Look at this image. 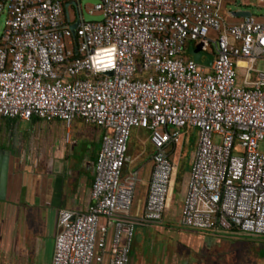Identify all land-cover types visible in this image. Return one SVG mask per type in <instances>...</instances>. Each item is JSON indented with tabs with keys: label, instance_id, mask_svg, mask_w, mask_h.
Instances as JSON below:
<instances>
[{
	"label": "built area",
	"instance_id": "built-area-1",
	"mask_svg": "<svg viewBox=\"0 0 264 264\" xmlns=\"http://www.w3.org/2000/svg\"><path fill=\"white\" fill-rule=\"evenodd\" d=\"M80 1L0 0V117L104 130L90 204L59 212L50 264H129L134 181L122 172L133 127L153 148L145 221L160 220L170 155L181 130L196 129L179 224L264 235V22H227L220 0Z\"/></svg>",
	"mask_w": 264,
	"mask_h": 264
},
{
	"label": "crops",
	"instance_id": "crops-1",
	"mask_svg": "<svg viewBox=\"0 0 264 264\" xmlns=\"http://www.w3.org/2000/svg\"><path fill=\"white\" fill-rule=\"evenodd\" d=\"M103 133V128L88 125L79 118L66 128L60 119L43 121L32 117L25 121L0 117V173L4 171L5 174L4 178L0 176V264L51 263L59 212L85 211L90 204L94 164ZM148 135L145 141H148ZM145 154L144 149L126 154L122 180L133 179L134 192L137 182L144 186L143 199L138 197L132 201L129 217L135 225L150 226L155 230L164 218L167 223L176 222L182 227L179 224L180 208L189 173L182 195L174 200L176 206L172 212L168 211L172 202L170 193L160 220L151 222L142 218L152 169V151L147 162L138 164ZM145 167L148 169L143 179L140 175ZM179 233L183 232L180 230ZM220 234L224 233L191 230L183 233L182 240L199 250L207 243L218 241ZM136 245L134 241L132 250ZM205 256L193 261L189 259L187 264H209V259L218 261L214 254ZM160 262L171 264L167 259H160ZM146 263L141 259L137 262L130 251L129 264ZM230 263L235 261L230 259Z\"/></svg>",
	"mask_w": 264,
	"mask_h": 264
},
{
	"label": "rangeland",
	"instance_id": "rangeland-1",
	"mask_svg": "<svg viewBox=\"0 0 264 264\" xmlns=\"http://www.w3.org/2000/svg\"><path fill=\"white\" fill-rule=\"evenodd\" d=\"M221 14L227 22H238L241 17L237 16V12H250L258 21L264 22V0H220ZM70 9V18H74L73 8ZM4 27V15L0 16V34ZM256 68L261 70L264 68V61L259 60ZM148 132L145 129L133 127L130 131V136L127 143V153L134 154L136 149H144L145 156L138 162H147L150 156L151 148L149 142L145 138ZM196 129H189L184 132L181 130L174 151L170 155V161L177 166V169L171 175V181L168 187L167 198L171 193L172 202L169 205L168 211L172 212L175 208L174 200H178L182 195V189L185 183L187 173L190 171L191 155L195 149ZM218 142L216 138L213 139ZM262 146L259 150H262ZM239 148H234V153H238ZM148 167V166H147ZM147 167L140 175L143 179L146 177ZM144 186L141 182H137L133 196V202L139 197L143 199ZM164 218V217H163ZM166 224L171 225L167 227ZM167 229L166 231L158 232L157 229ZM191 231V229L178 227L176 222L167 223V219L161 226H157L156 230L150 226L135 225L134 241L137 243L134 253L136 261L145 260L146 264H162L160 259H167L171 264H187L188 260L193 261L194 258L199 259L202 256H210L214 254L217 260L212 262L209 259V264H232L230 259L235 261L234 264H264V235H252L238 232H230L218 235V241L207 243L206 245L197 248L187 245L183 240V233ZM153 241L155 243L153 244ZM132 244V248H133ZM153 244V245H152ZM204 251H207L204 253ZM137 255V256H136ZM140 256V257H139ZM205 256V257H206ZM228 259V260H227ZM226 261V262H225Z\"/></svg>",
	"mask_w": 264,
	"mask_h": 264
},
{
	"label": "water",
	"instance_id": "water-1",
	"mask_svg": "<svg viewBox=\"0 0 264 264\" xmlns=\"http://www.w3.org/2000/svg\"><path fill=\"white\" fill-rule=\"evenodd\" d=\"M97 1L98 0H81L80 1V5L83 8L86 3H95ZM73 4H75V3L73 2ZM67 5L68 4H66V6ZM82 15H83V19L86 20V21H92V20L97 21V20H101V18H102L100 15H90V14H88L85 11H83ZM236 15L240 16V17L247 16V15H250V12H246V11L237 12ZM77 22L78 21H76L75 23L70 25L71 33H72L73 36L75 35V28H76ZM75 52H77V49H75ZM189 53H190V55L192 56V58L194 59L195 62L201 63V55H203V53L201 51H199L197 49H194V48H191L189 50ZM205 56H206V60L204 61V64L209 66L210 63H211V60H212V55L211 54H205ZM106 74L107 75H111V72H107ZM4 175H5L4 171H2V173H0V176L2 178H4Z\"/></svg>",
	"mask_w": 264,
	"mask_h": 264
}]
</instances>
